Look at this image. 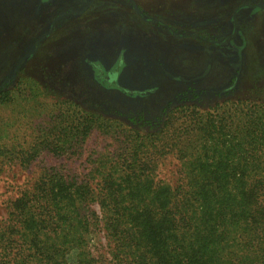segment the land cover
<instances>
[{"label":"rangeland","instance_id":"1","mask_svg":"<svg viewBox=\"0 0 264 264\" xmlns=\"http://www.w3.org/2000/svg\"><path fill=\"white\" fill-rule=\"evenodd\" d=\"M6 80L0 225L46 170L82 180L94 158L140 141L139 150H200L188 124L213 110L236 128L240 101L245 111L264 103V0H0ZM181 128L192 135L166 145ZM178 165L164 157L156 179L174 182ZM87 240L104 250L100 232Z\"/></svg>","mask_w":264,"mask_h":264},{"label":"trees","instance_id":"2","mask_svg":"<svg viewBox=\"0 0 264 264\" xmlns=\"http://www.w3.org/2000/svg\"><path fill=\"white\" fill-rule=\"evenodd\" d=\"M245 106L234 129L223 112L191 117L200 150H139L140 141L94 158L82 180L41 173L8 206L0 264H264V103ZM168 155L179 162L174 182L156 179ZM94 231L103 251L88 244Z\"/></svg>","mask_w":264,"mask_h":264},{"label":"water","instance_id":"3","mask_svg":"<svg viewBox=\"0 0 264 264\" xmlns=\"http://www.w3.org/2000/svg\"><path fill=\"white\" fill-rule=\"evenodd\" d=\"M132 6H133L134 9L137 10V5H136L135 3L132 2ZM137 13L139 14V12H137ZM18 65H19V62H18V64L16 65V67H15V71L13 72V75L10 77V79H13V78L15 77V75H16V69L18 68ZM6 82H7V80L4 81V82H2V83L0 84V88H1L3 85H5Z\"/></svg>","mask_w":264,"mask_h":264}]
</instances>
